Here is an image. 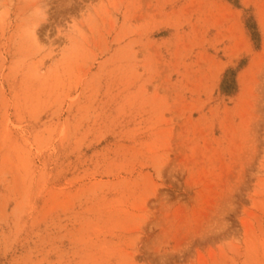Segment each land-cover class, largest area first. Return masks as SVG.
Segmentation results:
<instances>
[{
	"label": "rangeland",
	"instance_id": "rangeland-1",
	"mask_svg": "<svg viewBox=\"0 0 264 264\" xmlns=\"http://www.w3.org/2000/svg\"><path fill=\"white\" fill-rule=\"evenodd\" d=\"M0 264H264V0H0Z\"/></svg>",
	"mask_w": 264,
	"mask_h": 264
}]
</instances>
